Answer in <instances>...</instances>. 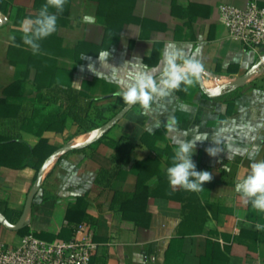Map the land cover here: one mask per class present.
I'll use <instances>...</instances> for the list:
<instances>
[{"label": "crops", "instance_id": "1", "mask_svg": "<svg viewBox=\"0 0 264 264\" xmlns=\"http://www.w3.org/2000/svg\"><path fill=\"white\" fill-rule=\"evenodd\" d=\"M222 4L243 7L245 0H120L106 9L116 14L108 19L97 1L70 0L68 24L39 41L37 55L12 39L37 13L31 0H10L20 14L0 10V98L14 84L16 96L6 103L23 109L18 121L0 120V137L17 135L31 149L43 140L53 150L18 230L1 221H19L39 170L0 166L1 242L17 246L27 234L60 239L79 202L99 247L91 264H264V231L254 227L264 224V213L235 191L251 163L264 160V51L229 36ZM85 15L95 23H84ZM169 44L200 61L204 73L187 91L182 84L155 98L148 111L126 105L116 95L120 79L136 70L158 77ZM107 50V62L119 68L115 80L98 61ZM89 64L105 75L98 78ZM68 91L78 95L84 125L65 113ZM204 133L208 140L196 142L192 159L212 180L199 193L173 189L166 170L174 149ZM210 147L219 154L210 156Z\"/></svg>", "mask_w": 264, "mask_h": 264}, {"label": "clouds", "instance_id": "2", "mask_svg": "<svg viewBox=\"0 0 264 264\" xmlns=\"http://www.w3.org/2000/svg\"><path fill=\"white\" fill-rule=\"evenodd\" d=\"M67 0H46L41 6L35 18H26L22 21V41L27 45L33 55L41 51L39 41L46 39L58 31V14L63 13ZM50 9H54L52 12ZM83 22L95 23V18L91 15L83 16ZM13 41L15 37H12ZM110 52L100 51L98 61L101 68H111L112 79L118 78L119 68L110 65L107 61ZM182 63H178L181 61ZM162 67L157 69L159 76L153 72L136 70L129 73L126 80L120 79L123 90L116 93L126 105H139L144 111H148L155 98L169 95L173 90H179L183 84L187 91L195 80H198L204 73V65L195 59L186 58L184 53L174 45L166 46L161 61ZM88 70L93 72L98 78L105 75L98 71L92 64L88 65ZM174 123V121H173ZM208 140V134L197 135L191 141H179L178 147L174 149L172 166L166 170L167 180L170 186L181 188L185 191L199 193L204 190L203 184L212 180V173L209 171H197V166L193 161L196 142ZM210 156L219 153L210 147L206 149ZM228 170V169H225ZM235 191L241 195L245 205L251 204L252 209L257 213H264V160L253 161L250 165V172L246 177L239 180L235 185ZM243 220V217H241ZM246 226L251 227L252 221H244ZM255 229L264 231V224L255 223Z\"/></svg>", "mask_w": 264, "mask_h": 264}, {"label": "built area", "instance_id": "3", "mask_svg": "<svg viewBox=\"0 0 264 264\" xmlns=\"http://www.w3.org/2000/svg\"><path fill=\"white\" fill-rule=\"evenodd\" d=\"M218 14L231 38L264 51V6L258 0H245L243 7L222 4ZM93 237L91 226L83 223L68 240L46 242L27 234L17 246L0 241V264H90L99 248Z\"/></svg>", "mask_w": 264, "mask_h": 264}, {"label": "trees", "instance_id": "4", "mask_svg": "<svg viewBox=\"0 0 264 264\" xmlns=\"http://www.w3.org/2000/svg\"><path fill=\"white\" fill-rule=\"evenodd\" d=\"M69 1L67 0L63 13L58 14L57 27L66 26L68 24V7ZM98 2V14H101L106 19L111 18V16H116L115 11H108L106 9L114 7V3L119 2L120 0H95ZM46 2V0H31L32 7L37 11L38 14L41 6ZM10 7V0H0V10L4 11L6 8ZM105 9V10H104ZM16 11L17 13H22L21 9L10 7V11ZM54 12V9H50ZM33 15V18L36 17ZM22 32H14L15 42L18 43L22 41ZM23 42V41H22ZM13 48H10L8 55H11ZM16 86L11 84L3 90V97L0 98V120L6 118H18L20 117V112H23V109L19 106H12L6 103V100L9 98H14ZM66 99L69 102V106H66L65 113L67 116L71 117L74 122L78 125H84L83 121L80 119L82 114L81 108L75 106V101L77 100L78 95L72 94L71 91L65 92ZM101 112V111H100ZM23 114V113H22ZM99 116V114L97 115ZM21 118V117H20ZM16 126V125H14ZM93 125H91L92 127ZM13 127V126H12ZM18 128H22L20 125ZM87 128V127H86ZM53 150L49 149L46 145V142L41 140L38 145L31 149L29 148L17 135H2L0 137V166L11 168V169H20L25 166H30L36 171L40 169L44 161L52 154ZM146 164L148 162H145ZM67 225L74 223V225L67 230L65 228L58 235L60 239L68 240L72 237L75 229L78 225L85 222H89L90 219L87 215L84 214L81 209V204L78 202L76 205L72 206L66 216ZM65 233H68L67 235ZM36 238L42 239V235H34ZM54 237H49L48 241H53ZM91 264V263H90Z\"/></svg>", "mask_w": 264, "mask_h": 264}, {"label": "water", "instance_id": "5", "mask_svg": "<svg viewBox=\"0 0 264 264\" xmlns=\"http://www.w3.org/2000/svg\"><path fill=\"white\" fill-rule=\"evenodd\" d=\"M128 109V106H125L123 109H121L115 116L113 119H111L107 124L106 127H109L111 125H113L115 122H117L122 115L126 112V110ZM46 162L42 165V167L39 169L38 174H37V179L35 181V185L34 188L32 189L31 193L28 195L25 205H24V209L22 211L21 217L19 219V221L15 224H11L9 222H7L5 219H3L1 221L2 225L8 229L11 230H18L20 228H22L24 226V224H26V218L27 215L29 213V209H30V204L32 202V199L35 195V193L37 192V190L40 187V183H41V176H42V172H43V168L45 166Z\"/></svg>", "mask_w": 264, "mask_h": 264}]
</instances>
